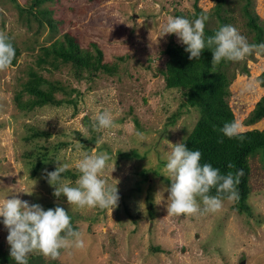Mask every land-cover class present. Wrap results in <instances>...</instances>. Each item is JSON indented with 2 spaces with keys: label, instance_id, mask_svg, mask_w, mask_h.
Wrapping results in <instances>:
<instances>
[{
  "label": "rangeland",
  "instance_id": "1",
  "mask_svg": "<svg viewBox=\"0 0 264 264\" xmlns=\"http://www.w3.org/2000/svg\"><path fill=\"white\" fill-rule=\"evenodd\" d=\"M33 1L0 0V31L10 37L20 53L15 65L0 72V200L15 195L42 208L50 203L58 205L70 213L85 241L82 249L62 250L57 260L41 257L35 262L264 264L262 152L248 159L250 216L234 211L233 202L227 200L215 214L170 217L166 212L163 169L171 146L165 140L183 142L198 112L182 107L184 98L179 90L165 88L164 50L171 41L181 43L174 34L160 38L162 26L169 16L182 14L189 18L195 13V4L210 13L216 0H46L36 7ZM244 3L227 0L223 11L231 12L234 23L230 25L249 42ZM248 9L264 26V0H249ZM47 10L48 15L42 17ZM217 19L209 17L206 28H217ZM65 34L92 54L95 45L102 52V62L116 67V73L111 76L98 72L89 79L85 73L77 77L67 65L37 66L42 48L62 42ZM240 63L247 72L231 64L235 71L228 105L235 121L242 125L241 132L262 131L264 119L251 126H245V120L264 95V87L251 93L242 94L241 90L264 72V49ZM30 71L60 85L54 97L64 102L59 106L19 108V102L27 103L32 98L22 91ZM41 88L46 89V85ZM104 110L113 113L119 127L94 131V116ZM137 131L143 133V138L135 135ZM83 151L107 152L111 156L102 178L110 187L118 181L119 201L112 212L73 211L64 197L53 196L45 171H54L56 162L67 163L73 175L68 179L74 182L78 178L76 163ZM37 163L40 165L34 172ZM34 181L33 194H24L31 192ZM159 192H163L164 199ZM7 234L0 218L2 250L8 246Z\"/></svg>",
  "mask_w": 264,
  "mask_h": 264
},
{
  "label": "clouds",
  "instance_id": "2",
  "mask_svg": "<svg viewBox=\"0 0 264 264\" xmlns=\"http://www.w3.org/2000/svg\"><path fill=\"white\" fill-rule=\"evenodd\" d=\"M207 15L201 14L194 20L185 17L169 16L162 26L163 38L175 35L185 46L189 60L200 59L201 53L208 49L211 52V64L218 66L221 62L238 63L244 61L255 51L264 49V44L249 43L247 38L232 25L221 26L214 35L205 39V22ZM16 51L10 37L0 31V72L8 70L15 59ZM264 85V81L256 80L246 83L243 93H251ZM119 127L115 123L113 113L107 110L94 116L92 128L94 131L111 130ZM242 125L236 121L226 122L220 129L223 137L243 140ZM136 136L143 138V133L137 131ZM219 142H223L221 139ZM79 144L78 141H76ZM164 166V177L169 181V187L163 190L167 193L166 212L170 217H195L219 212L225 199L235 202L239 198L237 185L242 170L221 174L220 170L209 163H200L202 154L199 150H191L185 143L172 144ZM83 147V146H82ZM111 156L107 152L91 154L81 153L76 163L78 178L73 182L63 174L68 171L69 164L56 162L54 171H45L46 180L54 189L53 196L64 197L73 211L83 209H110L118 205L119 195L116 184L107 185L102 178L109 166ZM229 168L233 165L230 163ZM115 170V162L112 171ZM31 192L26 195L33 194ZM215 189V195L211 194ZM163 192H159L162 199ZM0 218L7 230L6 242L9 246V257L14 264H29L31 256H41L46 260H57L62 250H79L84 247L82 233L73 228L68 211L62 207L44 210L39 204H30L17 196L0 200Z\"/></svg>",
  "mask_w": 264,
  "mask_h": 264
},
{
  "label": "trees",
  "instance_id": "3",
  "mask_svg": "<svg viewBox=\"0 0 264 264\" xmlns=\"http://www.w3.org/2000/svg\"><path fill=\"white\" fill-rule=\"evenodd\" d=\"M43 1L46 0H34L33 4L35 7L40 6ZM226 2L227 0H216L215 6L210 13H205L196 4L194 5L195 13L189 16V20L196 19L201 14L207 15L208 18L211 16L218 18V27L214 29H207L205 22V39L214 35L221 26L230 25L231 22L234 23V19L230 18L231 12L228 10L226 12L223 11V5ZM248 7L249 0H245L242 10L246 19V27L251 34L249 43L264 44V26L260 22L258 15L249 10ZM28 13L31 14L30 9ZM48 13V10L44 11L42 17H46ZM180 16L184 17L182 14L177 15V17ZM47 23L51 24L49 19H47ZM13 46L16 55L12 66L15 65L16 58L20 54L14 44ZM92 46L94 47V54L88 50H83L73 37L65 34L62 42L55 41L51 45L43 47L41 50L42 54L37 57L36 63L37 66L50 65L53 68H56V64L67 65L76 72L77 77H81L85 73V78L89 79L98 72L111 76L115 74L116 67L103 63L102 52L95 45L92 44ZM164 55L167 58L163 72L165 88L179 90L184 98L182 107L196 109L198 112V119L183 143H185L187 148L201 152L200 163L202 165L209 163L214 168L219 169L221 174H227L228 172L235 174V172L242 170L243 175L237 185L239 198L233 202V209L240 214L250 216L251 211L247 204L250 191L248 185V159L256 153L262 152V159L264 160V130L252 129L241 132L244 137L243 140L239 138L228 139L220 133V129L226 122L235 121L233 112L228 105L229 85L234 78L235 71L234 68L231 70L233 62H221L218 66L213 67L211 64L212 55L208 49L201 53L200 59L189 60V54L185 52V46L182 44L178 45L172 41L166 46ZM235 64V66L240 67L242 73L247 72L245 65L240 62ZM229 70H231V74ZM257 80L264 81V72L259 75ZM43 85H46V89L41 88ZM261 87H264V85H261ZM58 90H61L60 85L48 82L34 71H30L29 78L23 84L22 91L32 98L27 103L19 102V108L31 109L35 106L41 107L45 105L59 106L64 101L57 100L54 97V92ZM67 102L70 103V101ZM263 119L264 95L256 102L254 108L248 114L245 126L254 125ZM221 139L223 140L222 143L219 142ZM230 163L233 165L232 168L228 167ZM38 165L40 163L35 165L34 172H36ZM63 175L66 178L73 176L70 171H66ZM164 182L167 187L170 186L167 179H164ZM211 194L215 195V189L212 190ZM57 206L50 203L43 209L47 210ZM68 214L71 217L73 228L77 230L74 225V219L69 212ZM36 258L42 259L41 256H31L29 264H39L35 262ZM0 264H14V261L9 257V246L3 250L0 249Z\"/></svg>",
  "mask_w": 264,
  "mask_h": 264
},
{
  "label": "crops",
  "instance_id": "4",
  "mask_svg": "<svg viewBox=\"0 0 264 264\" xmlns=\"http://www.w3.org/2000/svg\"><path fill=\"white\" fill-rule=\"evenodd\" d=\"M262 121V120H261Z\"/></svg>",
  "mask_w": 264,
  "mask_h": 264
}]
</instances>
